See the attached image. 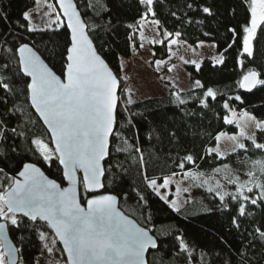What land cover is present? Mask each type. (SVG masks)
I'll list each match as a JSON object with an SVG mask.
<instances>
[{
	"label": "snow or ice",
	"instance_id": "1",
	"mask_svg": "<svg viewBox=\"0 0 264 264\" xmlns=\"http://www.w3.org/2000/svg\"><path fill=\"white\" fill-rule=\"evenodd\" d=\"M138 3L143 6L140 20L147 21L151 16L153 19L150 24L155 26L160 37H154L151 43L165 47L171 59V55H174L172 47L181 43L176 39L181 36V32L173 33L164 29L160 20L155 18L157 0H138ZM246 3L245 20L239 30L237 27L228 28L231 33L228 48L239 43V56L251 58L255 45L264 39V0H246ZM47 7L49 11L45 15L50 19L43 27L35 24L34 14L29 11H22L23 22L17 20L15 23L29 34L51 31L57 36H67L63 51L57 54L61 57L60 74L45 62L35 43L25 42L23 33L13 28L0 33V146L15 153L16 139H27L34 146L29 150L38 154V158H42L50 167L55 163L68 186L63 187L56 178H50L34 162L21 160V166L11 175L0 167V264H24L21 250L14 246L9 237V229L38 233L39 239L45 241L43 250L49 255L53 253L57 242L61 243V253L66 254L63 264H148L147 254L150 250H161L163 241L151 234L152 229L147 227L151 221L150 215L143 216L142 226L141 222L121 210L120 194L109 190L111 181L107 174L114 169L126 171L119 163L105 166L104 162L111 154L112 138L119 141L115 146L116 152H130L138 156L145 190H151L176 213H180L184 204L191 201L171 199L166 190L178 173L173 171L159 178L150 176L141 148L135 144L129 145L127 139L120 135L117 128L118 109L122 107L123 112L128 113L125 124L133 128L138 123L135 117L143 114L130 111L129 106L134 103L133 90L121 86V82L127 78L120 77L102 58L76 4L73 0H55L54 4ZM184 7L186 11L182 16L176 11L171 12V16L181 23L191 24L188 12H195L197 7L208 16L214 15L211 7L198 6L196 0H186ZM0 19L7 22L8 16L5 14ZM65 24L70 32L61 33L60 29ZM128 27L133 29L127 37L129 46L133 50L137 48L138 33L141 41L139 47L143 48L146 38L143 26L137 21ZM200 43L203 44L202 41ZM154 63L157 71L162 66L169 72L175 67H167L164 59H157ZM184 63L195 65L197 70L200 68L196 60H184ZM216 63L223 64V56ZM239 63L243 67V60H239ZM260 75L255 69H248L239 86L251 91L258 84L264 85ZM20 84L23 87L17 88ZM204 87L200 80L194 81L193 88ZM181 92L183 89L172 92L178 106L188 102ZM21 95L28 108L34 110L37 121H32L29 112L17 103ZM209 98H217V93L210 87L200 97H196L203 108L209 107ZM234 99L241 100V97L236 96ZM223 108L231 111L227 100ZM243 115L245 122L239 134L228 137L233 145L231 152H222L220 142L226 136L224 132L215 135L214 146L205 149L207 156L222 162L212 170L215 178L204 179L199 172L184 173L198 182L196 186L206 187L207 192L218 199V210L230 213V227L246 240L244 248L233 245L240 256L239 261L232 257L219 264H251L247 251L254 248L259 249L264 257V218L261 224L250 231L247 228L242 230L244 220L256 223V209L264 212V119H257L247 112ZM22 117L28 119L21 122ZM223 121L229 125L234 123L227 115ZM35 122H42L45 135H28L30 129L27 125ZM171 135L175 136V133ZM136 138L139 139L138 135ZM253 150L260 153V159L251 158L249 153ZM233 154L238 158L243 157L240 162L246 166L244 169L237 170L223 162ZM8 155L0 151V157L7 158ZM196 159L192 154H185L177 159L175 166L185 170L186 165L196 164ZM134 191L137 202L146 205L148 201L145 195ZM176 191H181L179 186ZM183 191L187 192L188 188ZM123 198L127 200L128 194L124 193ZM19 239L23 242L25 237L21 235ZM223 242L231 244L226 240ZM167 255L180 264H193L196 260L193 248L182 234L174 236V243ZM206 255L201 253L199 264H217L216 261H206ZM32 264H41V261L36 259Z\"/></svg>",
	"mask_w": 264,
	"mask_h": 264
},
{
	"label": "trees",
	"instance_id": "2",
	"mask_svg": "<svg viewBox=\"0 0 264 264\" xmlns=\"http://www.w3.org/2000/svg\"><path fill=\"white\" fill-rule=\"evenodd\" d=\"M52 1L54 3V0ZM75 2L88 25L89 36L98 52L109 67L121 77V60L128 58L133 51L139 48L140 44L137 33V48L133 50L129 46L127 37L133 29L128 25H135L137 21L141 22L140 14L143 6L138 3V0H75ZM185 2L186 0H157L155 18L160 20L164 29L173 33L180 31V38L187 43L214 42L216 50L223 56L224 63L218 64L210 57H203L198 61L199 70L191 63H183L189 80L194 82L198 79L205 87L183 90L181 96L188 102L179 106L172 92L180 90L173 88L170 83H166L167 94L134 101L129 106L130 111L143 114L135 117V121L138 122L136 128L125 124V117L128 113L123 112L122 107L118 109L117 128L120 135L127 139L129 145L135 144L141 148L146 162L145 167L149 175L156 178L170 175L173 171L181 174L188 170H198L215 177L212 170L219 167L222 162L207 156L205 149L215 143L214 137L220 131H236L234 124H225L223 121L227 113V110L223 108L226 100L230 107L243 109L259 119H264V85L258 84L251 91L243 90L239 86L242 76L248 69H255L261 74L259 78L264 79V39L255 45L254 55L251 58L239 56V43L228 48L231 42V33L228 28L237 27L239 30V26L243 24L246 15V0H196L198 6L211 7L214 15L208 16L200 10V7H197L195 12H188L192 19L191 24L181 23L171 16L172 11L182 16L186 11ZM34 3L35 0H0V16L5 14L8 16L7 22L0 19V33L6 32L8 28L23 33L26 37L25 42L35 43L45 62L49 63L50 67H54L57 74H60L61 57L57 54L63 51L64 40L67 36H57L51 31L29 34L19 29L15 23L17 20L23 22L22 11H27ZM148 19L153 18L149 16ZM60 32L68 33L65 27L60 29ZM204 33H209V35L206 36ZM226 48L227 51H225ZM151 51L155 53V55L152 54L151 63L157 59L166 60L170 55L167 49L159 44H152ZM239 60H243V67ZM121 86L123 87V81ZM22 87V84L17 85V88ZM209 87L217 93V98L216 100L209 98V107L203 108L196 97H200ZM236 96H240L241 100H235ZM17 103L24 106L32 121H37L33 110L24 103L23 95L19 97ZM27 119V117H22L21 122ZM121 124L125 126L120 127ZM27 128L30 129L29 136L33 133L45 135V128L41 122L29 123ZM171 133H175V136ZM137 135L139 139L136 138ZM15 143L17 147L15 153H10L9 149L0 146V151L9 153L7 158L0 157V167H3L7 173L10 175L15 173L21 166V160L31 161L39 165L50 178H56L62 182L56 164L50 167L42 161V158H38V154L29 150L34 146L30 145L27 139L17 138ZM118 143L119 141L112 138L109 149L111 154L104 163L105 166L109 163H119L126 171L114 169L107 174L111 181L109 190L120 194L121 209L141 222L142 226L143 216L150 215L151 221L147 227L152 229L151 234L163 241L161 250H150L147 254L148 264H180L172 256L167 255L176 234H182L193 248V255L196 257L193 264H199L202 252L207 253L206 261H216L217 264L232 257L236 261L240 260L233 245L244 248L246 240L230 227V213L218 210L219 201L212 193L200 192L189 200L191 203L184 204L180 213L174 212L151 190H145L139 171L138 156L130 152H116L115 146ZM185 154H192L196 157V164L186 165L185 170H180L176 168L175 162ZM249 155L253 160L260 159V153L256 150ZM242 158L233 154L223 162L237 163ZM134 189L145 195L148 201L146 205L137 202ZM124 193L128 194L127 200L123 198ZM255 211L256 223L252 224L244 220L242 230L247 228L250 231L252 227L262 223L264 212L260 209ZM9 235L21 250L24 264H32L38 259L42 245L38 233L9 229ZM21 235L25 237L23 242L19 239ZM224 240L231 244H225ZM247 256L251 264H264V257L261 256L259 249L254 248L247 251Z\"/></svg>",
	"mask_w": 264,
	"mask_h": 264
},
{
	"label": "rangeland",
	"instance_id": "3",
	"mask_svg": "<svg viewBox=\"0 0 264 264\" xmlns=\"http://www.w3.org/2000/svg\"><path fill=\"white\" fill-rule=\"evenodd\" d=\"M51 4H54L52 0H35L34 5L27 10L34 14L33 19L37 26L43 27L44 24L49 21L50 18L45 15V13L49 11L47 6ZM150 21L151 20L147 19V21L140 22L143 26L142 30L144 31L146 37L143 40V48L139 47L137 50L133 51L128 58L122 59L120 62V65H123L121 77L127 78L123 81V87L127 86L133 90L132 98L134 101L167 94L166 83L175 85L179 90L193 88L194 82L189 80L188 74L183 68L184 60H196L198 62L203 57H210L215 60H219L221 58L220 53L216 50L214 42L202 41L203 44H201L200 41L196 44H190L183 41L180 37H173L181 41V43L172 47V53H174V55H171V59L168 58L165 61L167 62V67H172V65H175V67L170 72L163 66L160 71H157L155 63H151V40L154 37H160L155 31V26L151 25ZM181 57H183V59H181ZM230 109L231 111L227 110L225 115L234 120L233 124L236 126V131H220L226 133V136L222 137L220 142L222 152L224 153L231 152L233 145L228 137L239 134L240 129L245 122L243 114L247 112L236 107H230ZM214 144L209 146H214ZM230 165L237 170H242L246 167L245 165H241V162L231 163ZM185 172H199L203 175L204 179L215 178L213 175L211 176L198 170H188ZM185 172L173 177L172 184L169 186V189L166 190V194L169 195L171 199H176L178 202L184 201L185 199L190 200L200 192H207L206 187L196 186L198 182H194L190 177L185 176ZM177 186H179L181 191H176ZM184 188H188V191H183ZM41 242L42 245L38 256L41 264H63L64 255H62L61 248L58 243L55 245L53 253L49 255L43 250V244L45 241ZM42 251H44L43 255H41Z\"/></svg>",
	"mask_w": 264,
	"mask_h": 264
},
{
	"label": "water",
	"instance_id": "4",
	"mask_svg": "<svg viewBox=\"0 0 264 264\" xmlns=\"http://www.w3.org/2000/svg\"><path fill=\"white\" fill-rule=\"evenodd\" d=\"M73 2L76 4V2H75V0H73ZM54 3H55V0H54ZM76 6H77V4H76ZM56 8H57V10H59V6H58V4H56ZM77 10L80 12V10H79V8L77 7ZM80 14H81V12H80ZM63 18V17H62ZM81 18L83 19V16H82V14H81ZM84 20V19H83ZM85 21V20H84ZM65 28H66V30L68 31V32H70V30H68L67 29V27H66V24H65ZM91 38V37H90ZM93 41V40H92ZM93 44H94V42H93ZM94 46H95V44H94ZM103 58V57H102ZM104 59V58H103ZM105 60V59H104ZM105 62H106V60H105ZM107 63V62H106ZM241 89H243V90H247V89H244V88H241ZM33 112H34V110H33ZM34 114H35V112H34ZM36 115V114H35ZM41 124H42V122H41ZM44 127V126H43ZM26 162H31V161H26ZM38 167H40L39 165H37ZM41 168V167H40ZM41 170L43 171V169L41 168ZM14 174V173H13ZM46 174V173H45ZM47 175V174H46ZM59 182V181H58ZM61 184H62V186L63 187H67L68 186V184H67V182L66 181H64L63 179H62V182H60ZM122 210V209H121ZM123 211V210H122ZM130 218H133V217H131L130 216ZM134 219V218H133ZM9 237H10V235H9ZM10 239H11V237H10ZM12 240V239H11ZM12 242H13V240H12ZM58 243V245L60 246V248L62 249V244L61 243H59V242H57ZM13 244H14V246L16 247V248H18L17 247V245L13 242ZM65 255L66 254H64V258H65ZM147 258V257H146Z\"/></svg>",
	"mask_w": 264,
	"mask_h": 264
}]
</instances>
